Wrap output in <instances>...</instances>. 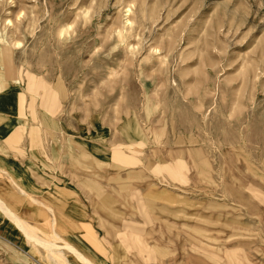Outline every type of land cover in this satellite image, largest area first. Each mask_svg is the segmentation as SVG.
Wrapping results in <instances>:
<instances>
[{
    "label": "rangeland",
    "instance_id": "374dc122",
    "mask_svg": "<svg viewBox=\"0 0 264 264\" xmlns=\"http://www.w3.org/2000/svg\"><path fill=\"white\" fill-rule=\"evenodd\" d=\"M4 94L0 200L41 236L264 264V0H0ZM33 245L0 210V264H55Z\"/></svg>",
    "mask_w": 264,
    "mask_h": 264
},
{
    "label": "bare ground",
    "instance_id": "6f19581e",
    "mask_svg": "<svg viewBox=\"0 0 264 264\" xmlns=\"http://www.w3.org/2000/svg\"><path fill=\"white\" fill-rule=\"evenodd\" d=\"M133 25V24H132ZM24 193V191H22ZM39 202V201H38ZM0 210L10 219L21 231L22 235L25 238L27 244H34L35 246H40L44 248L49 254V259L55 264H72L71 259L67 255H72L78 262L82 264H94L89 258L83 253V249L78 245H74L71 242L61 238L59 234L54 229L52 237H43L38 232L39 229L36 226L30 225L26 220L12 212L9 207L0 200ZM52 211V209H51ZM56 219L53 222L55 226ZM56 228V227H55ZM43 234V233H41ZM50 236V235H48ZM57 241L62 242L58 244ZM33 245V246H34ZM30 246V245H29ZM67 251V253L65 252ZM17 257L19 255L17 254Z\"/></svg>",
    "mask_w": 264,
    "mask_h": 264
},
{
    "label": "crops",
    "instance_id": "0c3cea01",
    "mask_svg": "<svg viewBox=\"0 0 264 264\" xmlns=\"http://www.w3.org/2000/svg\"><path fill=\"white\" fill-rule=\"evenodd\" d=\"M12 97L8 98V94H4V95L0 96V106L1 105H4V109H6L5 111H0V119H3L2 118V116H3L6 119V122L8 124V126H7V124H0V135L2 137H5L8 134L9 130H11L12 124H14L16 122V117L12 113L13 112V110H12V107H13ZM8 103H12V104H8ZM8 109H9V112H8ZM5 116L7 118H8V116H10L11 118L7 119ZM6 168H8V167H6ZM24 194H26L25 191H24ZM60 202H64V201H60ZM67 202H73V201H67ZM74 210L75 209H73L72 211H70L71 216L73 217V218H71V220L72 221H74V220L75 221H79V220L83 221L84 220V217H85V214H83V213H81V214L74 213L73 212ZM79 242H80V240H79ZM83 244H84L83 242H80V245L79 246L83 249L84 252L83 251L82 252L85 253V254H87L88 251L86 249L85 244L84 245Z\"/></svg>",
    "mask_w": 264,
    "mask_h": 264
}]
</instances>
